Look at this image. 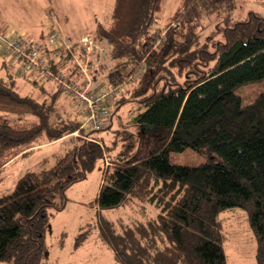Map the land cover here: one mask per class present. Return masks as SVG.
Returning a JSON list of instances; mask_svg holds the SVG:
<instances>
[{"label":"trees","instance_id":"1","mask_svg":"<svg viewBox=\"0 0 264 264\" xmlns=\"http://www.w3.org/2000/svg\"><path fill=\"white\" fill-rule=\"evenodd\" d=\"M162 3L112 0L108 22L93 30L94 40L107 49L92 72L94 79L103 73L115 84L126 68H144L134 90L126 87L115 98L116 108L136 103L129 124L136 126V134L145 133L137 135L144 142L136 150V134L127 127L113 130L112 139L95 134L110 128V118L100 128L86 123L87 131L72 115L59 119L60 84L47 79L57 87L49 91L46 79L35 72L17 74L16 64L0 55V171L38 145L79 132L70 149L53 154L47 165L48 158L26 169L0 193V261L47 264L50 209L63 208L65 189L106 159L93 199L98 211L134 194L159 209L145 221L119 228L99 215V237L114 263L228 264L219 214L236 207L247 212L255 260L264 264V88L245 104L234 92L240 83L264 78V15L249 12L232 20L235 0H180L167 19L185 25L170 27L154 47L150 25ZM209 14H223L222 22L203 33L207 26L201 18ZM57 64L76 79V63L60 53ZM21 76L37 95L19 91ZM186 147L206 152L208 160L198 165L169 161L170 150Z\"/></svg>","mask_w":264,"mask_h":264},{"label":"rangeland","instance_id":"2","mask_svg":"<svg viewBox=\"0 0 264 264\" xmlns=\"http://www.w3.org/2000/svg\"><path fill=\"white\" fill-rule=\"evenodd\" d=\"M180 0H163L162 10L157 13L156 18L150 25L149 34L153 37L151 43L156 47L161 39L165 38L166 31L171 28H178L185 25L180 19L170 20L168 16L172 15ZM112 0H0V34L7 35L12 32L25 34V37L32 40H43L44 34L56 23L62 34L68 35L73 40L79 39L85 33H94L93 30L99 24L108 22ZM236 7L230 14L232 20L245 18L249 12H256L264 15V0H235ZM223 14L206 15L201 18V22L206 25V33L214 29L217 23H221ZM179 21V22H178ZM202 42V41H201ZM96 48L91 51H84L75 45L74 52L82 55L78 60L83 64L89 62L88 74L81 73L79 66L75 65L78 76L70 78L67 70L63 69L64 75L68 76L77 86L85 87L96 94L102 95L109 92L105 97L107 106L102 114L100 126L105 120L111 119V126L108 130L94 132L99 136L112 139L113 130L127 127L128 130L136 134V126L129 124L132 115L137 111L135 102H123L115 107V98L126 88L134 90V82L143 73V67L138 73L130 78H122L115 84H110L101 73L93 78L92 72L97 67L99 58L107 55V49L104 45L94 40ZM79 48V50L75 49ZM85 53V54H84ZM84 54V55H83ZM83 58V59H82ZM67 61V60H66ZM10 62V61H9ZM68 62V61H67ZM70 63V62H69ZM12 64V63H10ZM133 70L125 69L126 75ZM24 75V74H23ZM18 89L22 93L31 92L37 95V89L25 76L18 77ZM89 83H83V81ZM103 82L107 85L100 92L97 91V84ZM44 87L49 91L56 90V82L45 80ZM264 88V78L240 83L234 87V92L240 97L243 104L252 101L258 93ZM132 94V93H131ZM46 95V94H45ZM125 95L131 98L127 92ZM137 97V96H132ZM122 102L121 99H119ZM59 116L76 117L81 123L84 118L80 115L72 97L66 96L63 91L58 93L56 98ZM104 120V121H103ZM129 124V125H128ZM86 131L91 128L84 124ZM79 134V132H78ZM61 140H54V143L43 144L34 149L32 153L18 157L9 162L0 171V193L11 187L21 173L26 169L37 168V163L42 159L48 158L46 165L52 162L53 154L64 152L72 147L74 134ZM136 134L134 150H136L140 141ZM145 136V133L140 135ZM150 136L145 138L146 144L150 141ZM51 142V141H50ZM170 162L182 165H198L208 160V155L204 151H197L186 147L181 151L170 150L168 153ZM98 162V165L86 176L72 182L65 189V205L61 209H50L52 213L46 225L45 239L47 251L43 256V262L47 264H116L112 253L102 243L99 237L98 220L102 215L115 227L119 228L124 224H131L134 221L143 220L155 216L159 209L148 202L144 197L134 194L121 205L98 211L93 199L96 196L99 185L102 180V167L106 159ZM219 217L223 220V230L225 239L223 248L226 253L228 264H257L255 260V239L248 223L247 212L241 208H230L220 212ZM79 232H82V240L77 238ZM0 264H6L0 261Z\"/></svg>","mask_w":264,"mask_h":264},{"label":"built area","instance_id":"3","mask_svg":"<svg viewBox=\"0 0 264 264\" xmlns=\"http://www.w3.org/2000/svg\"><path fill=\"white\" fill-rule=\"evenodd\" d=\"M52 26L43 36V40H32L25 37L23 32H12L7 35L0 34V55L9 57V61L15 63V72L25 74L35 72L39 79H53L60 84L64 93L72 97L78 112L84 118L81 126L89 123L92 128H100L102 114L105 112L107 100L105 97L109 92L102 95L85 87L77 86L73 80L69 79L63 73V68L57 64L59 54L61 53L68 62L76 63L81 73L88 74L89 62L83 64L78 60L75 54V45L85 51H91L96 48L94 43V34L85 33L79 39L73 40L68 35L62 34L59 26L52 23ZM51 61V63L49 62ZM54 64L51 65V64ZM141 67H137L130 74H124V79L130 78L138 73ZM83 83H89L84 80ZM61 119V117L59 118ZM78 135V131L72 132Z\"/></svg>","mask_w":264,"mask_h":264},{"label":"crops","instance_id":"4","mask_svg":"<svg viewBox=\"0 0 264 264\" xmlns=\"http://www.w3.org/2000/svg\"><path fill=\"white\" fill-rule=\"evenodd\" d=\"M106 84L103 82V84L102 83H98L97 84V91L98 92H100V91H102V90H104L105 88H106ZM66 137H70L71 138V135H65V136H63V138H66ZM62 137L61 138H59L58 140H61V139H63ZM57 141V140H56ZM56 141H51V142H46V143H43V144H47V143H54V142H56ZM43 144H41V145H43ZM41 145H38L39 147L41 146ZM7 264V263H6Z\"/></svg>","mask_w":264,"mask_h":264}]
</instances>
